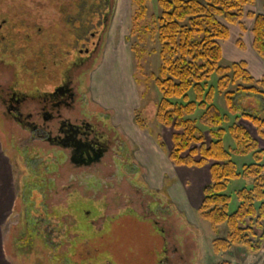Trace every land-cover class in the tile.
Wrapping results in <instances>:
<instances>
[{"label": "rangeland", "instance_id": "1", "mask_svg": "<svg viewBox=\"0 0 264 264\" xmlns=\"http://www.w3.org/2000/svg\"><path fill=\"white\" fill-rule=\"evenodd\" d=\"M72 1L64 0L65 17L74 16L67 13L72 10ZM82 1L86 4L81 20L94 8H99L96 12L101 15L106 10L104 16L109 19L99 50L74 72L78 110L99 114L95 123L109 131L113 142L121 139L125 143L124 155L113 160L112 151L107 158L110 167L103 169V174L82 173L68 162L58 165L57 156H49L51 149L46 144H24L26 134L0 117V264H264L263 252L250 254L234 246L214 252V240L225 238L227 227H212L198 212L212 162L197 169L177 167L169 160L176 132L156 119L161 94L151 79L161 65L157 0L148 4L147 17L134 32L131 19L135 9L130 0H110L108 10L103 9L104 3L96 4L100 0ZM1 2L0 20H8L5 29L14 27L11 33L14 38L17 32V40L35 32L36 25L51 30L61 18L60 0ZM262 3L255 0L244 8L241 26L218 19L229 31V39L219 42L223 55L219 66L247 61L256 80L264 74V63L256 60L252 50L253 20L246 15L262 14ZM64 59L69 61L67 56ZM217 80L213 75L208 84L215 89L213 103L226 117L222 128L240 125L264 153V139L257 136L250 122L238 116L245 111L264 118V98L237 97L234 115L216 90ZM201 113L190 119L197 122L208 144V129L199 123ZM223 146L227 151L235 148L228 133ZM232 160L238 172L243 165L253 163L251 154L233 155ZM98 179L109 184L108 193ZM250 184L243 179L230 182L226 191L231 197L229 212L238 204L234 193ZM99 192L108 200L99 199ZM256 232L260 234V230Z\"/></svg>", "mask_w": 264, "mask_h": 264}, {"label": "trees", "instance_id": "2", "mask_svg": "<svg viewBox=\"0 0 264 264\" xmlns=\"http://www.w3.org/2000/svg\"><path fill=\"white\" fill-rule=\"evenodd\" d=\"M130 1L135 9L131 19L134 32L138 23L147 17L148 4L152 0ZM254 2L157 0L160 14L156 18V34L161 65L151 78L161 94L156 119L166 127H173L176 132L171 138V163L177 167L201 169L212 162L209 183L202 189L203 199L198 212L201 219L212 227L222 224L227 227V236L213 242L215 253L228 251L233 246L250 254L264 253V153L258 150L257 142L240 125L233 124L228 130L222 128L226 117L213 103L215 89L208 84L213 75L218 77L216 90L223 94L227 109L234 115H237V97L264 98V76L254 79L248 72L246 62L219 66L223 57L219 42L229 39V31L218 19L231 26H241L244 8ZM84 5L85 1L80 0L79 13ZM262 9V14L247 13L246 17L253 20L252 50L264 60V0ZM93 15L92 12L89 14ZM85 29L83 25L82 32ZM238 46L240 49L243 47L239 42ZM198 111H202L199 123L208 129V144L196 126L197 122L190 119ZM238 116L250 122L257 136L264 139V118L245 111ZM226 133L235 142L233 150L224 149ZM250 154L253 163L243 165L241 172H238L232 156ZM236 179L251 181V184L234 193L238 204L233 212H229L231 197L226 191L230 182ZM56 225L61 227L62 224ZM60 230L63 233L64 228ZM257 230H260V234Z\"/></svg>", "mask_w": 264, "mask_h": 264}, {"label": "flooded vegetation", "instance_id": "3", "mask_svg": "<svg viewBox=\"0 0 264 264\" xmlns=\"http://www.w3.org/2000/svg\"><path fill=\"white\" fill-rule=\"evenodd\" d=\"M109 2L100 1L98 4ZM70 4L72 10L67 13L73 12V17H65L64 0H60L61 18L53 30L36 25L35 32L27 33L22 40H17L16 31L12 37L13 26L4 28L9 23L6 18L0 20V117L26 134L24 144H46L51 149L49 156L55 158L54 153L57 156L58 165L68 162L74 170L82 173L103 174V169L110 167L108 155L113 151V160L121 158L125 143L121 139L113 142L109 131L102 130L95 123L99 114L78 110L79 95L73 77L84 61L99 50L109 18L104 16L106 10L103 15L99 11L98 16L96 10L99 8H96L93 11L96 16L81 20L80 0H73ZM110 7L106 5L103 9ZM65 56L69 57L68 62ZM113 144L116 146L114 150ZM103 183L108 193L111 188ZM97 196L103 201L108 200L104 193L99 192ZM106 206L109 205L106 203Z\"/></svg>", "mask_w": 264, "mask_h": 264}, {"label": "crops", "instance_id": "4", "mask_svg": "<svg viewBox=\"0 0 264 264\" xmlns=\"http://www.w3.org/2000/svg\"><path fill=\"white\" fill-rule=\"evenodd\" d=\"M257 56V55H256ZM260 64L261 63H264V60L260 59L258 56H257V59H256ZM241 61H244V60H241ZM247 63V69H248V72L251 74V76H255L257 78V75H255L254 71L251 69V64L247 61H244ZM263 65V64H262ZM261 66V65H260ZM262 70V69H261ZM262 76H264V74H261L260 77L258 79H260ZM254 78V77H253ZM257 79V80H258ZM203 189V188H202Z\"/></svg>", "mask_w": 264, "mask_h": 264}]
</instances>
